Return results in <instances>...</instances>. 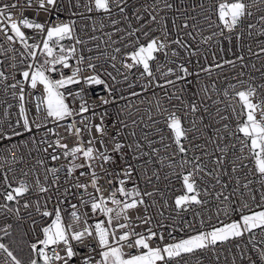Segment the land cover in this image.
Instances as JSON below:
<instances>
[{"label": "built area", "instance_id": "1", "mask_svg": "<svg viewBox=\"0 0 264 264\" xmlns=\"http://www.w3.org/2000/svg\"><path fill=\"white\" fill-rule=\"evenodd\" d=\"M85 0H81L84 3ZM220 0H125L121 4V7L125 8V12L121 13L118 8H113L112 13L104 14L92 12L88 13L83 7L73 8L69 4V0H58V5L61 7V11L56 13L53 10L54 15L59 16V20L68 22L75 20V32L76 35L86 41L84 44H75V40L66 39L62 43L66 42V46L75 44L77 49V57L83 54L85 61L79 65L81 68H85L86 71L81 73L82 77L91 76L98 74L101 79L106 81V84L113 89L112 95H108V91L104 85H93L91 87L83 85H70L69 91L75 93L79 91L80 87H85L86 95L85 99L89 103L95 102L99 105V97L103 96L108 99L115 97L117 103L107 105L110 119H106L105 123L110 126V135L115 133L116 128L122 127L119 123L116 124V128H111V122L119 114L120 119L124 120L128 127L123 130L121 140L127 143H133L138 141L143 147L140 151L148 152V156L142 157L139 161L131 160L133 164L142 165L137 169L139 175L136 172L133 173L131 180H127L125 187L131 189L137 186L139 190L144 192H153L152 196H144L145 207L142 206L136 211L130 213L133 218V225H139L135 228L137 232H143L147 235L146 229L149 227L157 233H163L164 240L160 241L158 238L153 240L152 246L155 247L157 244L163 246V244L171 243L172 239L169 233H172L177 239L187 238L189 235H194L199 231H210L213 227H220L223 224L231 223L234 220L240 218L239 213L230 212L229 215H225L223 209L225 207L239 208L242 201H247L252 211H261L264 209V201L261 200L260 193L264 191L261 187L258 175L253 172H249L253 169V163L251 159L243 161H236L237 171L233 173L231 171L233 167V160L236 156L248 155V150L245 149L244 153H239L240 147L239 141L230 133L235 130L237 126V120L235 115L232 113L231 104H236L237 112H239L240 106L238 104V97L233 99L235 91L246 90L249 85L257 88V98H264V89L259 86L264 85V52L261 48H264V35L260 32L264 29V22L260 21V16L264 15V11L258 9H264V3H258L255 7H252L253 15L248 17L239 27L238 31L243 32V37L240 40L233 37L232 41L224 40L223 37L215 36L212 40L204 42L202 37L212 35L213 32H218L219 28L213 26L209 27V22L205 20V16L211 17V20L216 21V24L223 28V25L218 20L215 8ZM251 3V0H246ZM26 0H0V7L5 4L13 5L16 7H10L9 11L12 18L19 21L25 17L35 18L38 22L49 21V13L41 11L37 16L35 4L33 8L21 9L20 5L25 4ZM72 4H75V0H72ZM167 4H171L172 7H166ZM204 7L201 8L200 5ZM71 8V11L69 9ZM147 9V11L145 10ZM139 10V11H137ZM186 10V11H185ZM72 11L83 13V15L73 16ZM137 16L141 19H137ZM156 16V20H152L151 17ZM90 17V18H89ZM127 17V19H125ZM185 17H195V20L189 19V28L184 29L182 27ZM163 18V19H162ZM113 20H119L118 24L113 25ZM93 22H95V30H93ZM101 22L104 27L101 28ZM248 24H253L255 27L249 28ZM162 25H166L167 36L165 37L164 28ZM191 25H197L193 28ZM8 22L5 21L0 23V28H7ZM121 29V31H117ZM133 29H139L135 33V36H128V33ZM25 31L26 36L30 37L28 40L29 44L41 43L42 37L38 35L34 30L22 29ZM225 35H229L227 29H224ZM148 32V36L144 35ZM186 32H192L195 39L187 36ZM249 32L251 35H249ZM106 33H112L111 39ZM8 35H14L10 30L7 31ZM96 36L99 39L93 40L92 37ZM139 39V43L146 44L152 38H159L169 45L165 50L168 52V56H164L161 53H157L158 60L153 63V72L155 74V81L151 77L146 75L141 77V68H134L131 72L123 67V62H131L127 58V54L135 50V41ZM181 40L185 47H181L178 44L172 43L173 40ZM15 42L7 41L4 32L0 31V45H3L5 49L11 48L12 51L3 52L0 51V71H4L5 75L8 76L6 81L0 80V123L3 124L6 130L11 124L13 127H17L18 131L24 132L23 136L14 137L12 141H4L0 144V192L11 191L7 187V184H11L12 187H17L20 181H24L31 186V190L23 197H17L20 204L17 205L15 201L7 202L9 207H19V216L24 219L21 220L17 215L8 213L3 209H0V228H3L7 224H12V228L9 229L10 235L12 234L16 226H20L23 233L27 232L26 239L28 243L35 242L36 238H43L41 233V227L47 226L54 219L53 217H42L35 210V202L40 201L41 207L43 208L46 196L40 193L38 188L35 187V178L37 175L40 176L42 183H51V174H49L48 181L44 180L45 169L51 167H59L61 164H66L67 161L61 156V160L52 161L49 153L55 151V154L61 155L62 149L48 148V153L43 151L44 148L48 147L47 143H41L42 140H46L51 143L57 138H61L62 143L68 144L71 148L77 142V137L70 134L67 131V127L75 119L76 127H83L80 124L82 119L81 116L69 117L63 121H56L52 118L46 119V112L44 111L43 99L44 90L42 85H38L36 89H32L28 83L18 85L16 89L7 87L10 84L22 81V71L27 70V66L34 63H42L41 59L43 56L39 54L37 50V58L34 62L31 57H28L27 50L19 42L18 38H14ZM115 41L116 43H113ZM99 45V47H97ZM121 49L120 53L115 52V48ZM251 47L252 52H249ZM88 49H91L89 51ZM176 51L179 53L178 56H171V52ZM107 55H103V53ZM21 53H25L21 56ZM253 53H256L255 55ZM115 55L117 59L111 60V57ZM239 55L244 56L243 62L237 57ZM14 57V59H13ZM99 57V59H95ZM225 60L235 61V67L230 64H224ZM21 61H23L21 63ZM73 67L77 66L76 59L73 58L69 61ZM96 64L97 68L95 71L87 68V64ZM115 63L116 68L112 67ZM12 64H16V67H11ZM184 64L190 72H199V78L197 83V77H189L193 81V85H188L191 91L186 93L177 92V89L181 87L183 82H177L176 86L167 85L168 79L175 80V76H163V72H167L168 68H173L179 74V65ZM222 65L217 67L216 65ZM246 65V66H245ZM163 66V67H161ZM254 66V67H253ZM116 69H119L117 71ZM159 69V71H157ZM209 69V71H204ZM65 76L71 75L72 69H62ZM243 73L242 76L238 75ZM111 73V76L108 75ZM53 79H59L58 73L51 74ZM127 75V79H125ZM115 77V80L112 79ZM151 81V83H150ZM240 81H243L241 84ZM159 84L165 85L164 88L158 87ZM237 85L236 89H232L230 85ZM131 85V86H130ZM147 88L145 89V86ZM20 87H23L24 100L21 101ZM206 87L207 92L202 91ZM225 90L228 91L229 95H224ZM62 91H64L62 89ZM135 92L137 95H132ZM172 96L169 100L165 93ZM195 93V95H193ZM176 95H180L181 99L177 100ZM123 96L124 99H120ZM211 97L210 99L208 97ZM160 101L161 108H168L176 111L177 115L181 116L183 125L185 127H192L191 121L196 122V126L204 133L201 136L200 132L189 133V140H182L188 148L186 154L178 152V147L174 143V134L166 126L165 116L160 114L156 101ZM214 101H220L215 103ZM40 102L41 110L37 112V103ZM67 103L70 107L78 110L80 106V99L74 100L73 96H67ZM196 103L198 111L193 113L189 105ZM23 104L26 110L30 124L33 125V131L31 133L25 132L23 125V117L20 114V105ZM207 107L208 111L205 112L204 108ZM121 109L124 111L121 112ZM217 109H220V115H217ZM97 111L100 108L97 107ZM85 116H91V113L83 114ZM151 116V119L149 118ZM221 116H227V120H221ZM259 118V117H258ZM20 122V126H17L16 122ZM132 121H136L135 124ZM241 122H243L241 120ZM93 123H99V119L93 121ZM35 124L46 125L36 129ZM227 124L228 128L225 129L224 125ZM207 126V127H205ZM49 129L53 131H49ZM216 129H220L219 133ZM135 132V136L130 133ZM92 134L98 135L93 129ZM147 134V139H145ZM241 138H242V134ZM193 136L200 137L199 139H192ZM223 137L218 142L221 146L225 144L231 146L236 145L233 149L229 147V152L226 154L224 159L223 167H219L213 163L216 157L220 156L221 153L215 149V146L211 143L212 140L217 137ZM163 137V139H162ZM84 141L89 139L87 132L83 133ZM149 141H152L151 147H149ZM15 143L18 147L13 149L15 157L17 159L15 163H12L13 155L8 151L11 144ZM109 151L111 150V142L107 141ZM196 144H204L205 149L210 155H203V150L195 148ZM169 146V147H166ZM87 147V144H85ZM97 148H101L100 144H96ZM134 147V145H133ZM152 148L159 149V157H164V164L156 162L158 157L156 153L152 152ZM125 151H130L125 149ZM194 155L201 156L200 163L204 166V172L200 175L203 179L197 177V183L201 191V199L205 200L206 203L203 205H194L192 209L188 211H182L175 208V198L185 194L186 189L183 187V181L181 174H187L191 171L190 166H186L181 169L178 166L181 158L191 160ZM151 159L154 161L152 164H144L145 160ZM43 160V166L38 161ZM79 162H82L79 161ZM172 163L173 168L167 165ZM246 164L247 167L243 165ZM106 167H108L106 165ZM124 167L123 161L117 162L116 165L110 167L112 171L113 183H108V178L105 177L100 181V184L107 189L104 192L105 196H108L111 191L117 187V179H127L123 176H117L120 169ZM12 169L13 171H9ZM216 170L219 173V181L217 182L216 176L208 175V172ZM80 171H88L86 168L78 170L76 175L79 176ZM96 171L103 177V171L97 166ZM147 177H151L149 180ZM27 172L25 176L23 173ZM64 170L58 175L63 178ZM153 172L159 173V179L153 175ZM7 173V183L4 180V174ZM175 173V174H173ZM227 173V174H225ZM239 177L240 184L236 183V179ZM253 181L249 185L251 193L255 195L256 199L253 201L248 189L242 187L243 184L248 181ZM81 181L84 182L85 178L81 177ZM223 184H227L228 187L224 189ZM215 185V187H213ZM240 187L241 192L245 195L241 197L239 194L232 195L233 189ZM204 189H207L208 195H203ZM75 191V190H73ZM89 191H93L89 187ZM223 192L224 195L219 198L216 197V193ZM224 196H230V202L224 200ZM85 198L87 195L85 194ZM117 198H122L117 193ZM25 202L33 205L29 209L25 210L23 204ZM6 203L4 196L0 195V204ZM70 203L79 205V201L75 198H71L70 202H66L62 206V216L64 222L70 223ZM261 205V207H257ZM111 206V205H110ZM55 207V201L49 203L48 209L52 210ZM81 213L88 212L92 216L89 208H80ZM31 213V218H29ZM244 214H249V209H244ZM140 217L149 216L151 221L148 224H141L136 216ZM97 219L105 220L103 215L92 216L89 223H94ZM35 220L34 231L30 230L31 221ZM203 221V223H201ZM122 222V221H121ZM84 225H76L77 229L82 228ZM125 231V230H120ZM120 231L117 232V236L120 235ZM252 233H246L243 238L229 240L226 243L218 244L215 250L206 251L200 253L199 257L202 264H249L248 257L251 256L256 260V264H264L258 258L256 249L264 248V234L261 233V229L255 230V239L250 240ZM9 235L5 236L0 232V242ZM255 245V247H253ZM61 254H63V245L60 246ZM127 253L135 252V249L124 248ZM99 257H97L98 259ZM4 256L0 254V262H2ZM183 264V261H181Z\"/></svg>", "mask_w": 264, "mask_h": 264}, {"label": "snow or ice", "instance_id": "2", "mask_svg": "<svg viewBox=\"0 0 264 264\" xmlns=\"http://www.w3.org/2000/svg\"><path fill=\"white\" fill-rule=\"evenodd\" d=\"M125 0H85L84 3H81V0H75V4H72V0H69V4L73 8L83 7L88 13L97 12L104 14H111L113 8H118L121 13L125 12V8L121 7V4ZM258 3H264V0H251V3L246 2V0H220L216 5L215 11L218 16V20L223 25V28H220V25L216 24V21L211 20V17L205 16V20L209 22V27L219 28L218 32H213L212 35L203 36L202 39L204 42H208L213 39L215 36L223 37L224 40L232 41L233 37L240 40L243 37V32H239L238 29L240 25L248 18L253 15L250 9L255 7ZM35 4V11L37 16L41 11L49 13V21L43 23L38 22L35 18H23L19 21L12 18V15L7 11L10 7H16L15 4L8 5L5 4L3 7H0V23L5 21L8 22L7 28H0V31L4 32V35L9 42H15L14 38H18L19 42L27 50L26 54L28 57H31L35 62L37 58V50L39 54L44 57L42 63H34L27 66V70H23L21 75L23 80L17 81L16 83L10 84L7 87L11 89H16L18 85L23 83H28L32 89H36L38 85L43 86L44 90V111L46 112V119L52 118L56 121H63L69 117L81 116L82 119L80 124L83 127H76L75 119L72 123L68 125L67 131L77 137V142L71 148L66 143H62L61 138H57L54 142H47L42 140L41 143H47L48 147L44 148L43 151L48 153V148L62 149L61 155L55 154V151L49 153L50 159L52 161L61 160V156L67 161L66 164H61L59 167H51L45 169L44 180L48 181L49 174H51V183H42L40 176L37 175L35 178V187L38 188L40 193L45 194L46 199L41 207L40 201L35 202V210L42 217H53L51 223L47 226L41 227V233L43 238H36L35 242H30L28 247L30 249V255L26 264H202V261L199 257L200 253L206 251L215 250L218 244H223L229 240L240 239L245 236L246 233H252L253 235L249 237L250 240L255 239V230L261 229V233L264 234V210L261 211H252L250 205L247 201H242L239 208H230L225 207L223 209L225 215H229L230 212L239 213L240 218L234 220L231 223L223 224L221 227H213L210 231H199L194 235H189L187 238L177 239L172 233H169V236L172 239L171 243L157 244V246H152V241L159 239L160 241L164 240L163 233H157L152 230L151 227L146 229L147 235L143 232H137L135 230L139 225H133V218L130 215L131 212L136 211L140 207L144 206L145 211H147V206L143 199L144 196H152L153 192H144L142 193L137 186L127 189L125 184L127 180H131L133 173L137 169L142 167L139 164H133L130 161L136 160L139 161L142 157L148 156V152L140 151L142 145L138 141L133 143H127L124 140H121V135L123 130L128 127V124L120 119L119 114L111 122V128H116V124L119 123L122 127L116 128L115 133L110 135V126L105 123L106 119H110L107 105L117 103L115 97L112 99L105 98L103 96L99 97V105L95 102L89 103L85 99L86 89L85 87H80L79 91L72 93L69 91L70 85H83L93 86V85H104L108 91V95L111 96L113 89L110 88L106 81L101 79V77L96 75L82 77L81 73L86 71L85 68L79 67L81 63L85 61L83 54H80L77 57V49L75 44H84L86 41L81 40L75 32V20H70L68 22H59L58 15L53 14V10L56 13L61 11V7L58 5V0H26L25 4L20 5L21 9L24 8H33ZM166 7L171 8V4H167ZM201 8L204 7L203 4L200 5ZM147 11V9H145ZM264 11V9H258ZM71 11V8L69 9ZM139 11V10H137ZM186 11V10H185ZM73 16L83 15V13H78L72 11ZM90 18V17H89ZM127 19V17H125ZM137 19L141 17L137 16ZM151 19L156 20V16H152ZM163 19V18H162ZM195 20V17H185L182 27L187 29L190 27L188 20ZM260 21L264 22V15L260 16ZM113 25L118 24L119 20H113ZM100 27L103 28L104 24L101 22ZM195 28L197 25H191ZM249 28L255 27L253 24H248ZM164 28V35L167 36L166 25H162ZM22 29H31L34 30L38 35L42 37L41 43L29 44L28 40L30 37L26 36L25 31ZM224 29H227L229 35H225ZM10 30L14 35H8L7 31ZM93 30H95V22H93ZM121 31V29H117ZM139 29H133L128 33V36H135V33ZM187 36L195 39V36L192 32H186ZM261 35H264V29L260 32ZM106 35L111 39L112 33H106ZM144 35L147 37L149 34L145 32ZM249 35L251 33L249 32ZM69 39L75 40V44L71 46H65L62 41ZM93 40L99 39V37L93 36ZM113 43H116L113 41ZM172 43L178 44L181 47L185 45L181 40H173ZM135 50L127 54L128 60L131 62L124 61L123 67L128 69L131 72L134 68H141V77L145 75L151 77L155 81V74L153 72V63L158 60L157 53H161L164 56H168V52L165 51L169 45L159 38H152L146 44L139 43V39L135 41ZM99 47V45H97ZM57 49H59L57 51ZM91 51V49H88ZM249 52H252L251 47H249ZM0 51L8 52L12 51L11 48L5 49L3 45H0ZM121 49L119 47L115 48L116 53H120ZM261 51L264 52V48H261ZM254 55L256 53H253ZM21 56H24L25 53H21ZM107 55V53H103ZM179 53L176 51L171 52V56L176 57ZM76 59L77 66L73 67L69 63L71 59ZM241 62L244 60L243 55L237 57ZM14 59V57H13ZM99 59V57H95ZM117 57L113 55L111 57L112 61H115ZM23 61H21L22 63ZM224 64H230L235 67V61L225 60ZM217 67H222L218 64ZM246 66V65H245ZM11 67L15 68L16 64H12ZM112 67L115 69V63L112 64ZM163 67V66H161ZM179 74L173 68H168L167 72H163V76H175V80L168 79L166 81L167 85L176 86L177 82H183L180 88L177 89V92L186 93L191 91V88L188 85H193V81L189 77L196 76L197 83L199 78V72H190L184 64L179 66ZM254 67V66H253ZM88 69L96 70L97 65L88 63ZM62 69H72L71 75L65 76ZM119 71V69H116ZM159 71V69H157ZM204 71H209V69H204ZM53 73L59 74V79H53ZM111 76V73H108ZM238 75L242 76L243 73ZM127 79V75L124 77ZM8 76L5 75L4 71H0V80L6 81ZM115 80V77H112ZM151 83V81H150ZM242 84L243 81H240ZM131 86V85H130ZM157 86L164 88L165 85L159 84ZM194 86V85H193ZM232 89H236L237 85H230ZM261 89H264V85L259 86ZM147 85L145 86V89ZM62 89L64 91H62ZM202 91L207 92V88L204 87ZM132 95H137L133 92ZM166 97L171 100L172 96L167 92L165 93ZM195 95V93H193ZM224 95L227 97L229 95L228 91L225 90ZM67 96H73L74 100L79 98L81 103L79 109L76 110L70 107L69 103L66 102ZM238 97V104L240 106V111L237 112L236 104H231L232 113L235 115L237 120V126L230 135L234 136L236 140L239 141L240 147L238 149L239 153L243 154L245 149L248 150V155H238L235 160H233V167L231 171L235 173L237 171L236 161H240L243 164V161L251 159L254 168L250 169L249 172H253L258 175L259 183L262 188H264V98H257V88L249 85L246 90L235 91L233 99ZM20 100H24V91L23 87H20ZM177 100L181 99L180 95H176ZM211 98L210 96L208 97ZM120 99H124L123 96ZM215 103H220V101H214ZM158 110L161 115L165 116L166 126L174 134V143L178 147V152L181 154H186L188 148L184 143H181L182 140H189V133L200 132L201 136L204 135L203 132L196 126L195 121H191L192 127H185L183 125L180 115H177L176 111L170 110L168 108H161L160 101H156ZM97 107L100 108V111H97ZM193 113L197 112L198 106L196 103H191L189 105ZM41 110L40 102L37 103V112ZM124 109H121V112ZM204 111L207 112V107L204 108ZM220 109H217V115H220ZM91 113V116H85L83 114ZM20 114L23 117V129L25 132L31 133L33 131V125L30 124L24 105H20ZM259 117V118H258ZM151 119V116L149 117ZM99 119V123H93L94 120ZM227 116H221V120H227ZM241 120L243 122H241ZM133 124L136 121H132ZM17 126H20V122H16ZM34 127L39 129L41 127H46V125L35 124ZM207 127V126H205ZM224 128L227 129L228 125L225 124ZM93 129L98 135H93ZM49 131H53L49 129ZM220 129H216V132L219 133ZM87 132L89 139L84 141L83 133ZM242 134V138L241 135ZM24 132L18 131L17 127H13L11 124L8 126V130L5 129L2 123H0V144L4 141H12L14 137L23 136ZM130 135L135 136V132L130 133ZM200 137L193 136L192 139H199ZM145 139H147V134H145ZM163 139V137H162ZM223 139V137H217L211 141L215 146V149L221 153L220 156L216 157L213 163L219 167H223L224 159L226 154L229 152V147L235 149L236 145L232 144L231 146L225 144L221 146L218 142ZM111 142V150L109 151L107 141ZM87 144V147H85ZM96 144H100L102 147L97 148ZM134 145V147H133ZM152 141H149V147H151ZM18 146L15 143L11 144V147L8 149L13 155L12 163H15L17 159H22V157H15L12 152L13 149H16ZM169 147V146H166ZM195 148L203 150V155H210L205 149L204 144H196ZM128 149L130 151H125ZM152 152L157 154V161L161 165L164 164V157H159V149L152 148ZM82 162H79L81 161ZM123 161L124 167L120 169L117 173V176H123L127 179H117L115 187L108 196L104 195V192L107 191L101 184L100 181L105 177L108 178V183L112 184V171L110 167L116 165L117 162ZM201 160V156L194 155L191 160L181 158L178 163V166L181 169H184L186 166L192 168L191 171H188L187 174H181L183 181V187L186 189L185 194L180 195L175 198V208L188 211L192 209L194 205H203L206 203L205 200L201 199L200 187L197 183V177L203 179V176L200 174L204 172V166L200 163H197ZM154 161L151 159L145 160L144 164H152ZM40 165L43 166L44 161H38ZM106 165L108 167H106ZM99 167L104 176L102 177L97 171L96 167ZM170 168H173L174 165L169 163L167 165ZM247 167L246 164L243 165ZM87 169L88 171H80L79 176L76 175L78 170ZM61 169L64 170L63 178L58 173L61 172ZM9 171H13L9 169ZM25 176L28 175L27 172L23 173ZM175 174V173H173ZM208 175L216 176L217 182L219 181V173L214 169L212 172H208ZM227 174V173H225ZM144 175L147 177V172L145 171ZM153 175L159 179V173L153 172ZM81 177L85 178V181H81ZM151 180V177H147ZM5 183H7V173L4 174ZM236 183L239 185V177L236 179ZM253 181L249 180L248 183L242 185L244 189H248L251 199L255 201L256 197L251 193L249 185ZM7 187L11 191L0 192V195L4 196L6 203L0 204V209L5 210L8 213H15L17 217L23 220V217L19 216L20 208L19 207H9L7 202H13L17 205L20 204V201L17 197L25 196L30 190L31 186L24 182L20 181L17 187H12L11 184H7ZM89 187L93 191H89ZM215 187V185H213ZM222 187L226 189L227 184H223ZM75 190V191H73ZM117 193L120 194L122 198H117ZM85 194L87 198H85ZM207 189H204L203 195H208ZM239 194L241 197L245 195L244 192H241L240 187L233 189L232 195ZM223 192L216 193V197L219 198L223 196ZM261 200L264 201V191L260 193ZM71 198H75L79 201V205L75 203H70V223L64 222V217L62 216V206L66 202H70ZM54 199L55 207L52 210L48 209V205ZM225 201L230 202V196H224ZM111 205V206H110ZM28 202L23 204L25 210L32 207ZM261 207V205H257ZM80 208H89L92 216L103 215L105 220L97 219L94 223L90 224L89 220L92 219V216L88 212H80ZM244 209H249V214H244ZM29 218H31V213H29ZM136 219L140 221L141 224H148L151 221V217L136 216ZM122 221V222H121ZM83 224L82 228L77 229L75 226ZM203 223V221H201ZM36 221H31L30 230L34 231ZM13 226L12 224H7L3 228H0L5 236L10 235L9 229ZM125 230V231H120ZM120 231V235L117 236V232ZM27 236V232L23 234ZM63 245V254H61L60 246ZM135 249L133 253H127L124 251V248ZM255 247V245H253ZM258 253V258L261 262H264V248L256 249ZM0 254L4 256V259L0 264H25V261L20 259L14 251L9 247L8 244L0 242ZM97 257H99L97 259ZM249 264H256L251 256L248 257Z\"/></svg>", "mask_w": 264, "mask_h": 264}, {"label": "trees", "instance_id": "3", "mask_svg": "<svg viewBox=\"0 0 264 264\" xmlns=\"http://www.w3.org/2000/svg\"><path fill=\"white\" fill-rule=\"evenodd\" d=\"M63 44L66 46V42H64ZM58 50L59 49H57V51ZM41 59L43 60L44 57H42ZM23 234L24 233L22 232V230L18 226H16L12 234L4 238L2 242L8 244L9 247L14 251V254L25 261L26 264L30 255V249L28 247L29 243Z\"/></svg>", "mask_w": 264, "mask_h": 264}, {"label": "rangeland", "instance_id": "4", "mask_svg": "<svg viewBox=\"0 0 264 264\" xmlns=\"http://www.w3.org/2000/svg\"><path fill=\"white\" fill-rule=\"evenodd\" d=\"M264 210V209H263ZM21 230H22V228L20 227V226H18ZM221 227V226H220ZM22 232H23V230H22Z\"/></svg>", "mask_w": 264, "mask_h": 264}]
</instances>
